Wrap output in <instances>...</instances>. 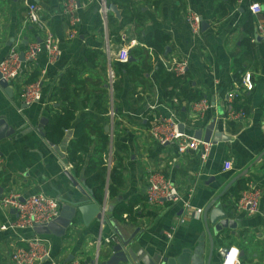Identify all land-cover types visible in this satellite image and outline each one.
<instances>
[{"label":"crops","instance_id":"1","mask_svg":"<svg viewBox=\"0 0 264 264\" xmlns=\"http://www.w3.org/2000/svg\"><path fill=\"white\" fill-rule=\"evenodd\" d=\"M27 1L30 0H0V61L19 40L20 53L40 40L35 28L25 25ZM77 1L81 23L77 36L70 39L68 25L60 12L61 0H34L41 8L42 21L52 31L61 55L49 63L47 52L40 51L33 63L25 64L20 79L9 84L12 95L0 86V120H5L11 131L0 141L3 157L0 198L11 192L23 197L43 193L58 200L60 212L65 203L78 204L86 200L65 175L67 171L72 176L74 173L72 166L61 157L62 154L66 157L71 132H67L56 151L55 145H49L36 130L42 118L47 119L45 125L54 110L60 107L52 98L54 88L62 76L75 68L87 82V97L74 98L76 123L88 118L104 121L106 116L102 109L106 101L98 99L97 95L101 89H108L110 122L104 130L127 146L122 168L123 186L115 200L105 194L103 207L140 197L145 199L136 208L141 215L137 221L114 219L122 238L126 240L136 234V251L144 250L146 254L168 259L172 264H222L223 251L229 253L231 248L239 250L240 264H264V159L253 166L264 151V56L260 52L264 45V30L258 31L259 24L264 27V4L253 0H241L240 4L233 0H135L143 20L142 27L138 28L134 19L117 38L112 33L124 17L119 5L112 0L107 3L109 8L112 5L118 8V17L111 11L105 15L99 0ZM252 3L262 7V13L257 17L249 10ZM187 9L198 13L207 24L199 35H193L186 22ZM112 18L114 23L110 25ZM155 31L169 36V42L160 54H154L141 42ZM251 32L255 39L248 46L244 41L251 38ZM122 49L134 57L139 67L151 66L140 80L133 77L130 67H121L118 53ZM138 49L143 51L141 56L136 55ZM88 50L91 51L89 57L86 55ZM182 61L188 64L183 89L191 90L198 97L194 102L209 104L202 117L192 112L193 102L167 98L157 76L160 63L167 69ZM43 70L42 100L26 105L20 99V91L33 79L40 78ZM246 73L251 74L252 90L243 87L242 79ZM112 75L113 78L117 75L120 81V91L116 93L111 86ZM235 90L239 96L233 106L237 103L240 108L236 111H244L245 115L231 118L227 115L226 97ZM215 120L214 134L221 133L224 140L212 144L210 156L204 163L199 152L190 151L178 156L175 144L161 145L153 134L156 126L165 129L169 122H175L184 124L185 134L193 136V131H205ZM115 121L117 124L114 125ZM109 158L111 166V155ZM225 163L231 164L230 170H225ZM248 168L245 177L261 190L259 212L248 215L238 209L239 199L231 194L234 184L219 200L226 206L224 212L234 227L226 229L222 236L216 235L209 221L213 207L207 213L206 210L225 187ZM153 174L164 176L184 198L192 190L193 212L201 209L202 213L198 216L192 212L182 221L181 203L148 205L146 190ZM75 179L87 193L83 180ZM15 220L11 209L0 206V227ZM204 220L209 222L213 233L211 259V243ZM169 233L173 235L171 239H168ZM114 237L119 240L112 225L101 226L93 221L86 226L80 215L77 224L66 231L59 226L47 233L36 229L17 233L0 231V264H15L11 260L15 250L28 247V241L36 238L48 240L51 246L50 258L39 264H51V261L57 264L72 261L114 264L116 261L113 262L107 244V240ZM70 257L73 260L67 263Z\"/></svg>","mask_w":264,"mask_h":264},{"label":"built area","instance_id":"2","mask_svg":"<svg viewBox=\"0 0 264 264\" xmlns=\"http://www.w3.org/2000/svg\"><path fill=\"white\" fill-rule=\"evenodd\" d=\"M103 6L104 14H108L110 11L107 5L108 0H99ZM235 3L240 4L241 0H233ZM27 19L26 26L35 28L40 35L39 40L29 44L27 48L21 52L24 54V60L20 59L19 46L21 40L9 48L8 54L0 61V80L9 84L16 82L22 76L25 68V64L33 63L37 54L40 51H46L48 54L49 63L55 62L61 55V51L54 41V35L52 31L45 25L41 18V8L34 2L27 1ZM250 12L255 16H259L262 13V7L259 3H252L249 6ZM61 16L66 20L69 30V38L74 39L77 36L78 26L81 23V18L78 14V1L77 0H61ZM185 19L193 35H199L202 31V17L191 9L185 11ZM263 25H258V31H263ZM128 51L122 49L118 53V59L122 63L128 62ZM188 64L185 61L178 62L174 66L167 67L168 71L174 73L178 77H184L186 75ZM41 77L37 78L31 83H28L20 91V99L26 104L31 105L35 102L42 100V88H43V75L45 70L41 73ZM113 78V75H112ZM243 87L246 90L253 89V83L251 74L246 73L242 79ZM239 96L238 91H231L226 97L227 101V115L231 118H237L244 116V111H236L233 102ZM209 109V104L206 101L193 102L191 110L198 116L202 117ZM114 115L113 110L110 113ZM162 122H165L162 120ZM162 128V127H161ZM154 137H156L158 143L161 145L175 144L177 147V155L183 156L190 151H196L200 153V159L204 163L210 156L212 150V144L206 143L203 140H198L193 136L178 131V124L175 122H169V126L165 129L156 128L153 131ZM3 163V157L0 152V164ZM225 170L231 169L230 163H225ZM193 191L188 192L187 198L178 191V189L170 183L161 174H153L149 177V183L146 190V202L148 205H165L172 203H181L183 207V218L186 219L191 214L200 215L202 210H196L193 212L190 198ZM261 197V190L254 185L253 182L248 184L247 189L242 192L238 201V209L248 215H254L259 212V201ZM0 206L11 209L16 216L15 222H11L7 225L0 227V231L11 230L13 232L34 230L37 227H46L54 222L60 216V205L57 199L51 198L43 193L36 195L23 197L22 195L11 192L5 197L0 198ZM193 212V213H192ZM168 239L172 238V233H169ZM116 240L112 238L107 240V244L110 245ZM50 242L45 239H32L28 241V247H19L11 256V260L15 264H39L50 258L51 253ZM226 253L222 264H226L229 261L232 250ZM236 249V248H235ZM236 255L232 259V264H240L239 250L236 249ZM99 252L97 253V257ZM51 264H57L51 261ZM70 264H82L79 261H72ZM134 264V263H128Z\"/></svg>","mask_w":264,"mask_h":264},{"label":"trees","instance_id":"3","mask_svg":"<svg viewBox=\"0 0 264 264\" xmlns=\"http://www.w3.org/2000/svg\"><path fill=\"white\" fill-rule=\"evenodd\" d=\"M112 1L123 9L124 16L123 21L115 28L116 30L112 35L120 38V31L128 24H132L134 19L136 20L135 25L138 28L142 27L143 20L136 8L135 0ZM253 1L264 4V0ZM30 2H34V0H30ZM113 23L114 19L112 18L110 25H113ZM250 34L251 38H246L244 41L248 46H251L250 41L255 39V34L253 32ZM141 42L151 49L154 54H160L165 44L169 42V36L164 32L155 31L141 39ZM260 52L264 56V45L260 47ZM142 54L143 51L141 49L136 50V55L141 56ZM86 55L89 57L91 51H86ZM137 63V61L126 62L120 65L124 68L130 67L133 77L140 80L144 72L149 71L151 66L144 65L139 67ZM157 76L162 81V87L165 90L167 98H177L178 100L184 98L188 102L198 100V97L193 95L191 90L185 91L183 89L185 79L188 77L187 72L184 77H178L160 63L157 68ZM34 80L30 81V83ZM98 80L103 81L102 79ZM86 83L81 72L75 68L69 70L60 78L52 96L54 102L60 104V107L54 110V113H52L48 122L44 125V134L48 142L58 146L66 138L67 132H71V138L66 149L65 162L72 166L74 176L84 181V185L91 191L93 199L99 205H103L106 193H108L111 200H115L118 197L120 188L123 186L122 168L127 146L114 135H110L104 130V126L110 122L108 115L110 111V94L108 89H101L97 95L98 99L106 101L105 107L102 109L106 116L104 121L99 122L93 118H88L76 123V104L74 103V98L80 95L87 97ZM111 86L114 93L120 91V81L117 75L112 79ZM64 104L67 105L64 106ZM234 108L235 110H239L240 106L235 103ZM115 124H117L116 121ZM110 155L111 166L109 164ZM249 183V177L237 181L231 190V194L239 199L242 192L247 189ZM144 200V198L140 197L129 202H116L113 218L121 222L137 221L141 215L138 214V209L136 208L142 205Z\"/></svg>","mask_w":264,"mask_h":264},{"label":"water","instance_id":"4","mask_svg":"<svg viewBox=\"0 0 264 264\" xmlns=\"http://www.w3.org/2000/svg\"><path fill=\"white\" fill-rule=\"evenodd\" d=\"M110 11L115 13L118 17L120 16V11L116 6H111ZM207 24L202 21V31L206 29ZM40 42V40H39ZM20 59L24 60V54H20ZM128 62H135V59L133 56L128 57ZM0 86L5 89L10 95L11 88L9 86V83L0 80ZM46 118H42L39 122V125L37 127V132L39 135L45 139L44 134V123L46 122ZM216 125V120L212 121L209 126H207L205 131L196 132L193 131V137L198 140H203L206 143L215 144L219 142L220 140H224L221 133H215L214 129ZM106 131L109 132V127H106ZM178 131L180 133H185L186 128L184 124L178 125ZM190 132V130H188ZM11 134V131L9 130V127L6 125L5 120H0V141H2L4 138L8 137ZM199 134V135H197ZM49 145L53 147V144L48 142ZM56 151L59 150L58 146L54 147ZM62 159L65 158V155H61ZM262 159H264V151L259 156V158L254 162L253 166L258 164ZM251 168V167H250ZM250 168L243 171L240 175L235 177L224 189L223 193L216 197L208 206L206 213L213 207V209L210 210V224L213 227V232L216 235L222 236L226 229L229 227H234V223L228 219V215L224 212L226 209V206L219 203V200L221 197H223L227 191L239 180L243 179L249 172ZM65 175L68 177L71 184L78 189L82 195L86 197V200L82 203L78 204H71V203H65L60 212V216L51 224H49L46 227H37L35 228L37 231H45L46 233L52 231L54 227L59 226L62 231H66L68 228L74 226L78 222V215L81 216V219L84 223V225L88 226L93 221L97 222L101 226H107L112 225L114 228L116 236H118L119 240L115 238V244L111 243L110 248L108 249L109 252H112V260L115 262L114 264H128V263H134V264H172L171 261L168 259H160L158 256L146 254L144 250H135V245L137 242L135 241L136 234H133L128 239H123L120 231L116 227L115 220L113 218V212L115 208V203L109 204L108 206L103 207V205H99L92 197L91 191L85 187L84 181H82V185L86 189L87 193L84 191L83 187L80 185V183L75 179L72 174L67 171ZM206 231L211 243V250L209 259L212 257L213 253V233L210 230L209 222L207 220H204ZM233 225V226H232ZM227 253V250L223 251V256H225ZM73 260V257H70V259L67 261V263L71 262ZM105 264V263H101ZM109 264V263H108ZM210 264V263H208Z\"/></svg>","mask_w":264,"mask_h":264},{"label":"clouds","instance_id":"5","mask_svg":"<svg viewBox=\"0 0 264 264\" xmlns=\"http://www.w3.org/2000/svg\"><path fill=\"white\" fill-rule=\"evenodd\" d=\"M236 252H237V250L234 248V249L232 250V255H231V257H230L229 261H226V264H232V259H234L235 255H236Z\"/></svg>","mask_w":264,"mask_h":264}]
</instances>
